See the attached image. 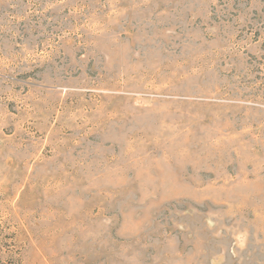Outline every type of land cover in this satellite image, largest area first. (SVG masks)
I'll return each mask as SVG.
<instances>
[{"label":"rangeland","instance_id":"rangeland-1","mask_svg":"<svg viewBox=\"0 0 264 264\" xmlns=\"http://www.w3.org/2000/svg\"><path fill=\"white\" fill-rule=\"evenodd\" d=\"M0 264H264V0H0Z\"/></svg>","mask_w":264,"mask_h":264}]
</instances>
